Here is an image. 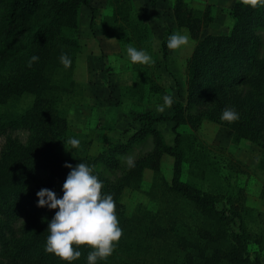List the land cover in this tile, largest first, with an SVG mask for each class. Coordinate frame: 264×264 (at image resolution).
<instances>
[{"label":"trees","instance_id":"16d2710c","mask_svg":"<svg viewBox=\"0 0 264 264\" xmlns=\"http://www.w3.org/2000/svg\"><path fill=\"white\" fill-rule=\"evenodd\" d=\"M156 1L149 0V3L155 6ZM117 2L109 0L112 13L104 18L102 32L117 37L122 46L121 39L126 36L125 29L131 25V20L120 18V11L114 6ZM81 6L89 8L92 28L95 8L90 5V0H0V65L7 71V77L0 79V105L24 93L34 98L31 106L23 112L7 114L6 117L0 115L2 127H24L30 133L25 145L9 140L0 156V214L9 222L12 218L24 221L18 236L11 232L10 241L0 234V243L9 259L18 264H87L90 251L87 245H74L80 248L81 256L72 261L45 250L47 221L57 209L38 206L36 196L41 187L54 191L57 187L62 189L70 171L65 161L73 166L84 161L93 166V171L104 181L102 192L113 194L123 230L115 251L96 264H114L113 255L121 247L117 252L140 255L142 246L160 245L172 237L170 246L182 254L181 264H262L259 257L250 256L244 230H225L232 218L216 207L218 199L180 180L181 158L177 147L191 135L178 131V128L187 125L196 130L203 120L221 123L232 131L235 140H264V50L258 35L264 29V0L254 3L236 1L231 8L234 22L229 32L204 37H200V33L213 20L212 6L196 10L186 0H174L172 13L176 27L186 29L195 40L186 61L185 104L173 98V113L168 116H152L143 112V117H139V127L125 142L108 143L95 155L90 154L92 141L80 142L67 151L60 145V139L69 129L67 114L60 109V97L75 86L71 72L77 55L82 51L77 36ZM136 27L131 33L132 45H136L134 39H140L137 42L141 48L148 30L141 23ZM122 51L126 55L123 46ZM62 52L71 57L68 67L60 62ZM162 52L165 57V42L162 43ZM33 54L39 59L29 65ZM61 67L68 71L65 82L54 79L56 70ZM148 85L146 82L137 85L136 80L132 87L122 89L123 95L131 98L137 106H145L142 102L146 98L150 100L148 92L151 88ZM153 90L156 92L158 89L155 86ZM142 91L144 95L140 98ZM164 93L170 95L161 91L162 96ZM225 107H234L239 118L222 120L221 112ZM193 109L196 112L191 115ZM164 120L173 123L174 146L167 145L163 134L154 126ZM149 139L151 151L128 167L123 183H111L95 170L94 165L98 162L118 167L121 156ZM164 155L174 159L168 189L188 200L206 224V227L188 231L186 236L172 234V228L166 229L162 218H157L158 214L147 213L137 219H128L120 203L123 187L139 188L145 170H150L152 177L162 179L161 160ZM41 170L48 172V178L29 190V184L35 183ZM163 183L166 184L165 180ZM58 195H62V191ZM3 227L7 228L5 233L11 229L7 224H2L1 229ZM122 264L150 262L136 257Z\"/></svg>","mask_w":264,"mask_h":264},{"label":"rangeland","instance_id":"374dc122","mask_svg":"<svg viewBox=\"0 0 264 264\" xmlns=\"http://www.w3.org/2000/svg\"><path fill=\"white\" fill-rule=\"evenodd\" d=\"M186 1L196 10H201L206 5L212 6L213 20L200 33V37H204L208 34L221 35L229 32L234 22L231 8L236 1L254 3L261 0ZM92 5L95 7L92 30L95 33L101 18L110 10L111 4L109 0H92ZM114 6L117 11H120L118 13L120 18H128L129 21L131 20L130 24L135 26L133 28L127 25L126 36L123 35L124 38L121 39L126 55H123L124 57L104 55L102 46H97L93 41L91 35L95 34L91 33L89 26H80L77 36L82 44V55L77 67L74 66L75 70L71 72L75 86L61 94L59 104L60 109L67 114L69 124L67 133L60 139V145L65 151L74 146L65 144L64 140L68 137H77L80 142L92 141L90 154L95 155L108 143L125 142L128 134L139 127L141 114L172 115L171 106L165 107L162 112L156 108L157 104L163 102L161 94L163 90L183 105L186 102L184 55L190 56L189 51L195 45V40L189 36L188 42L179 48L167 47L166 41L172 32L181 31L188 34L186 29L177 28L174 25L173 13L167 2L164 1L163 6L156 8V5L151 6L149 0H127L126 2L118 0ZM140 23L148 30L141 48L151 54V63L132 62L127 55L126 49L129 44L132 45L133 31ZM258 35L264 50V29ZM134 41L136 45L133 46L140 48V39L137 40L139 42L135 39ZM163 42L166 44L165 57L162 52ZM129 66L139 71L140 74L138 75L139 72L135 71L133 74L130 73ZM5 77H7V71L3 65H0V79ZM67 77L68 71L62 67L54 74V79L61 82H65ZM134 79L137 80V85L146 82L151 88L148 92L150 100L146 98L142 102L145 106L138 107L136 104L131 106L125 101H119L120 84H131ZM155 86L158 89L156 92L153 90ZM123 90H121L122 93ZM143 95L142 91L140 98ZM33 99V96L28 93L13 97L6 104L0 105V115L6 117L7 114H19L31 106ZM136 103L140 105L139 102ZM195 109L191 111V115L195 114ZM172 125L173 123L167 120L154 125L163 134L165 143L170 146H174ZM178 131L191 134L184 138L177 147V154L181 158L180 180L200 189L205 194L216 197L218 199L216 207L232 218L229 227L225 230L233 232L244 230L250 256L259 257L261 263L264 264V140L253 141L245 138L235 140L231 130L221 123L209 120H203L196 130H191L185 125L179 127ZM29 135V131L24 127L6 129L0 125V156L9 140L25 145ZM151 149L149 139L121 156L118 167L113 168L112 165L98 162L94 165L95 170L111 183H123L122 179L128 167L146 156ZM129 158H131V164H129ZM173 160V157L169 155L163 156L160 174L162 179L159 176L152 177V172L146 170L139 188L123 187L120 203L123 205V214L126 218L137 219L147 213L158 214L157 218H162V225L166 229L172 228L170 231L172 234L186 236L188 231L206 227V224L188 200L168 189L172 177ZM47 178L48 172L41 170L35 183L29 184V190ZM61 191V188L55 189L57 194ZM23 223L22 218H12L9 222L0 214V234H4L7 241H10L11 232L18 236ZM2 224L9 225L11 229L5 233L7 228L1 229ZM173 238L161 242L160 245L142 246L139 249L140 255L131 253L128 255L125 251L117 252L122 249L121 247L113 255L114 264H122L136 257L150 264H181L182 254L170 246ZM2 246L0 243V264H18L9 259Z\"/></svg>","mask_w":264,"mask_h":264},{"label":"clouds","instance_id":"9594fccd","mask_svg":"<svg viewBox=\"0 0 264 264\" xmlns=\"http://www.w3.org/2000/svg\"><path fill=\"white\" fill-rule=\"evenodd\" d=\"M189 35L185 32L174 31L167 38V47L179 48L186 44ZM128 58L132 62L151 63V54L144 48H137L131 44L126 49ZM39 59L33 54L29 58V65ZM60 62L68 67L71 57L62 52ZM173 97L165 94L163 103L157 104L158 111L170 107ZM239 118L234 107H225L221 112V119L233 121ZM65 144L78 146L77 137H68ZM129 158V164H131ZM70 169L62 184V195L53 189L41 187L37 192L38 206L57 209L47 221L48 235L44 245L45 250L53 252L64 260L72 261L81 256V250L74 245H87V264H96L100 259H106L115 249L116 242L122 235V228L116 212V201L111 192H102L104 181L93 171V166L80 161L75 166L65 161Z\"/></svg>","mask_w":264,"mask_h":264},{"label":"crops","instance_id":"0c3cea01","mask_svg":"<svg viewBox=\"0 0 264 264\" xmlns=\"http://www.w3.org/2000/svg\"><path fill=\"white\" fill-rule=\"evenodd\" d=\"M164 1H166L167 2V5H168V7H169V9H171V11H172V5H173V1L174 0H157L156 1V8H158V7H161V6H163L164 5ZM90 5L92 6V7H94L93 5H92V0H90ZM95 8V7H94ZM88 13H90V14H88ZM111 13H112V10H111V7H110V10L108 11V13H106L102 18H101V21H100V24L98 25V30H97V32H93L92 30H93V26H94V20L95 19H93V22H92V28H91V12H90V10H89V8H87V7H85V6H81L80 8H79V13H78V31H80V26L81 27H85V26H89V28H90V30L92 31L91 33L92 34H95L94 36H92L91 35V37L93 38V41L97 44V46H99V45H101L102 46V51H103V54L104 55H108V54H110V55H118V56H123L124 54H123V51H122V46H121V44H120V41H119V39L117 38V37H115V36H107V35H105V34H103V32H102V25H103V21H104V18L105 17H109V16H111ZM94 17H95V14H94ZM88 21V22H87ZM175 25V24H174ZM87 26V27H88ZM171 27H172V25H171ZM79 40H80V38H79ZM81 42V41H80ZM193 47H194V45L192 46V48L190 49V51H189V54L192 52V49H193ZM99 48V47H98ZM97 48V49H98ZM82 55V51H81V53H79L78 55H77V57H76V59H75V68L77 67V65H78V60H79V58H80V56ZM100 58H101V56H99ZM124 57V56H123ZM188 57H189V55L188 54H185L184 55V64H186V61H187V59H188ZM96 58H98V57H96ZM127 61V60H126ZM100 63V62H99ZM101 65H102V62H101ZM110 67H112V66H110ZM107 69H108V67H107ZM75 70V69H74ZM88 71V70H87ZM86 71V72H87ZM129 71H130V73H132L133 74V70H132V66H129ZM109 72H110V70H109ZM135 83H136V79H134L133 80V82L131 83V84H123V85H121L120 84V86H119V96H118V98L120 99L119 101H125L126 103H128L129 105H133L134 104V101L131 99V98H129L128 96H125V95H123V93L121 92V90L123 89V88H130V87H132L133 85H135ZM137 106V105H136ZM139 107V106H138ZM157 129V128H156ZM135 131V130H134ZM133 131V132H134ZM132 132V133H133ZM132 133H130V134H132ZM130 134H128V136L130 135ZM162 160H163V157H162ZM162 160H161V162H162ZM146 171V170H145ZM145 174V173H144Z\"/></svg>","mask_w":264,"mask_h":264}]
</instances>
